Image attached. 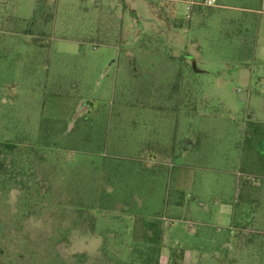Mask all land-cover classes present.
I'll return each instance as SVG.
<instances>
[{"label":"rangeland","instance_id":"1","mask_svg":"<svg viewBox=\"0 0 264 264\" xmlns=\"http://www.w3.org/2000/svg\"><path fill=\"white\" fill-rule=\"evenodd\" d=\"M203 1L0 3V264H213L243 182L264 223V10Z\"/></svg>","mask_w":264,"mask_h":264},{"label":"crops","instance_id":"2","mask_svg":"<svg viewBox=\"0 0 264 264\" xmlns=\"http://www.w3.org/2000/svg\"><path fill=\"white\" fill-rule=\"evenodd\" d=\"M4 1L0 0V3ZM261 10H264V0H261ZM249 83V81L246 82V85L249 86ZM248 164L254 165L250 161ZM258 166L261 167L259 173L264 178V164L260 163ZM261 189L264 190V185L261 186ZM237 192L234 206L220 203L213 212V223H199L203 227L215 228L216 230V233L206 234L207 242L219 246V250L214 247L210 256L213 264H249L253 259L264 260V223H260L258 220L256 223L251 222V218L255 215L246 206V203H243L245 200L252 199L251 196L253 197L254 191H252L251 185L243 182ZM193 233L195 232L193 231ZM222 234L224 236H221ZM220 240L222 242L219 245ZM180 249L183 251L181 264H201L203 260L209 259L199 252L200 249Z\"/></svg>","mask_w":264,"mask_h":264},{"label":"trees","instance_id":"3","mask_svg":"<svg viewBox=\"0 0 264 264\" xmlns=\"http://www.w3.org/2000/svg\"><path fill=\"white\" fill-rule=\"evenodd\" d=\"M14 145H6L1 147L0 152L4 154L7 150H11ZM4 166L3 159L0 155V168ZM154 228V224H151ZM160 238L157 234L156 239ZM133 255L131 264H159L161 246L159 241L151 239L149 236L146 237L142 242H136L133 245ZM183 256V251L181 249H171L169 250V264H180Z\"/></svg>","mask_w":264,"mask_h":264},{"label":"built area","instance_id":"4","mask_svg":"<svg viewBox=\"0 0 264 264\" xmlns=\"http://www.w3.org/2000/svg\"><path fill=\"white\" fill-rule=\"evenodd\" d=\"M214 3H215V0H204L202 4L207 7H212L214 6Z\"/></svg>","mask_w":264,"mask_h":264}]
</instances>
